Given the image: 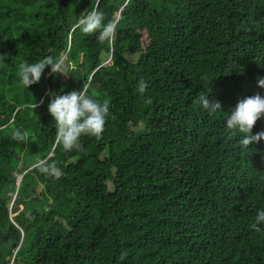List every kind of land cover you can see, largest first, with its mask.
Here are the masks:
<instances>
[{
    "label": "trees",
    "instance_id": "obj_1",
    "mask_svg": "<svg viewBox=\"0 0 264 264\" xmlns=\"http://www.w3.org/2000/svg\"><path fill=\"white\" fill-rule=\"evenodd\" d=\"M93 6L117 24L112 44L74 27ZM3 54L0 264H264V226L249 227L264 208V142L243 148L225 113L193 103L209 93L227 112L264 93V0H0ZM61 54L70 76L46 66L19 84L21 62ZM83 85L110 115L68 152L47 93ZM262 129L264 116L251 134ZM53 164L59 178L42 171Z\"/></svg>",
    "mask_w": 264,
    "mask_h": 264
},
{
    "label": "clouds",
    "instance_id": "obj_2",
    "mask_svg": "<svg viewBox=\"0 0 264 264\" xmlns=\"http://www.w3.org/2000/svg\"><path fill=\"white\" fill-rule=\"evenodd\" d=\"M75 17L74 27L79 28L83 34L95 33L96 38L102 43L114 42L117 24L111 20L106 21L104 13L98 7L86 8ZM6 55H0V66L6 64L4 62ZM46 66L52 74H61L65 77L70 76L69 73L75 69L74 64L65 62L63 54L55 59L52 56H45L35 62H21L17 73L19 84L26 89L38 83ZM147 87V82L140 78L137 82V92L144 94ZM257 87L264 89V77L257 80ZM47 97V112L54 126L55 141L62 146L63 150L68 152L74 149L79 150L82 135L96 138L101 136L106 119L110 115V105L107 100L100 101L95 93L89 95L84 85L79 91L73 90L65 94L49 91ZM208 97L209 93L200 94L194 98L193 103L209 114H215L218 111L225 113L224 127L233 135L237 132L241 134L240 145L243 148L248 149L250 143L264 142V129L251 134L255 122L264 116V93L238 99L234 107L227 112L220 110L221 105L218 101ZM38 103H44V98L35 101L31 105L32 109L37 107ZM11 137L19 142H24L27 138L19 128L12 130ZM42 171L55 178L62 175L61 170L54 164ZM261 226H264V208L256 210L253 222L249 225L256 232L261 231Z\"/></svg>",
    "mask_w": 264,
    "mask_h": 264
},
{
    "label": "water",
    "instance_id": "obj_3",
    "mask_svg": "<svg viewBox=\"0 0 264 264\" xmlns=\"http://www.w3.org/2000/svg\"><path fill=\"white\" fill-rule=\"evenodd\" d=\"M20 178H21V176H19V180H17V185H18V183H19V181H20Z\"/></svg>",
    "mask_w": 264,
    "mask_h": 264
},
{
    "label": "rangeland",
    "instance_id": "obj_4",
    "mask_svg": "<svg viewBox=\"0 0 264 264\" xmlns=\"http://www.w3.org/2000/svg\"><path fill=\"white\" fill-rule=\"evenodd\" d=\"M131 59H132V60H134V58H133V57H131ZM18 180H19V177H18ZM10 206H11V204L9 205V207H10Z\"/></svg>",
    "mask_w": 264,
    "mask_h": 264
}]
</instances>
